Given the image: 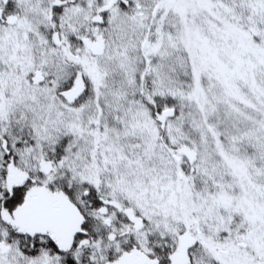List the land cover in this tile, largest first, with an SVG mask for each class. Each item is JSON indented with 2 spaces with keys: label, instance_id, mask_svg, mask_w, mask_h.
I'll use <instances>...</instances> for the list:
<instances>
[{
  "label": "snow or ice",
  "instance_id": "obj_1",
  "mask_svg": "<svg viewBox=\"0 0 264 264\" xmlns=\"http://www.w3.org/2000/svg\"><path fill=\"white\" fill-rule=\"evenodd\" d=\"M0 264H264V0H0Z\"/></svg>",
  "mask_w": 264,
  "mask_h": 264
}]
</instances>
